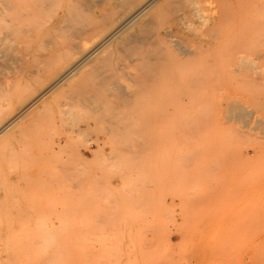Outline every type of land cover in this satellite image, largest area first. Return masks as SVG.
Listing matches in <instances>:
<instances>
[{
	"label": "rangeland",
	"instance_id": "1",
	"mask_svg": "<svg viewBox=\"0 0 264 264\" xmlns=\"http://www.w3.org/2000/svg\"><path fill=\"white\" fill-rule=\"evenodd\" d=\"M172 1L147 29L172 36L114 43L0 135V264H264V0ZM184 48L195 92L168 73L163 96L148 90L143 61L177 69ZM1 52L0 109L15 113L51 79L14 78L18 52Z\"/></svg>",
	"mask_w": 264,
	"mask_h": 264
},
{
	"label": "bare ground",
	"instance_id": "2",
	"mask_svg": "<svg viewBox=\"0 0 264 264\" xmlns=\"http://www.w3.org/2000/svg\"><path fill=\"white\" fill-rule=\"evenodd\" d=\"M172 2H173L172 0H0V51L5 52L9 47H12V48L14 47L18 53L13 58H15V60L17 59V61L19 60V63H21V65L19 67H16L15 69L13 68L14 69V71H13L14 72V78L21 80L24 78L29 79L27 77L32 76L33 78H35L34 76H37V77H40L43 79H51L49 84L44 83V81H43V83L45 85L42 84L43 86L39 87L40 89H39V91H37L38 95H35L36 97L34 99L32 98L31 101H28L27 99H25L26 95L25 96L22 95L20 97L19 105L21 104V102H26L25 103L26 105H25V107H24V105H21L22 107L19 106V108L17 109L18 116H14L15 113L17 114V111L14 113L11 110L12 106H13L12 104L11 105L8 104L9 108L7 107L8 105L6 104L7 105L6 109H8L9 113L6 112L5 108L0 109V135H2L3 132H5V130L9 129V127L13 126V124L17 122L16 120L18 119L19 115L24 114L32 106H34V104H37V102L39 100H41L43 98L45 99V97L47 98V95L49 96V94L51 95V92L53 93V91L56 90L59 86L61 87L62 83H64L70 77H73V75L76 72H78L82 68V66H84L86 63H88L92 59L96 58V62H95L96 64L98 62L103 63L104 61H106V63H107V62L112 61L114 56L119 54L117 52L115 53L114 50L112 49V45L114 43L119 42V44H117V45H119V47H120V42L121 43L123 42L125 44V42L128 39H130L131 35L137 37L136 36L137 33H142V35H140V37H143L147 41V43H150L148 40L156 42V43L160 42L162 40V38L165 36V34L163 35L161 33H158L157 31L155 33H153V31L152 32L149 31V32H151V33H149L147 29H152L154 27L157 28V25H158L159 19H160V15L168 13V12L171 13V10L173 8ZM174 14H176V13H174ZM189 20H190V18H189ZM156 21H158V23ZM175 21H176V19H175ZM172 24H174V22ZM181 26H182V22H181ZM17 27H18V33L16 35H14L13 32H16L15 28H17ZM171 27H173V26H171ZM158 28H157V30H158ZM165 30L167 33L166 36H172V34H170L171 30L169 27H167V28L165 27ZM131 38H132V36H131ZM137 39H139V38H137ZM144 39H142L141 41H143ZM139 41L140 40H138V41L136 40V42H139ZM141 41H140V43H141ZM132 42L130 40L128 43L130 44ZM156 43H154V44L157 48L158 46L156 45ZM124 44H121V45H124ZM129 44L126 43L125 46H128ZM35 46L40 47V49L37 48L38 51L35 50ZM142 46H145L144 42H143ZM119 50H121V47ZM151 50H152V48H151ZM157 50L155 51V53H159V52H157ZM181 50H182V52H180ZM181 50L179 52L183 55L184 58L179 60L177 69L169 68L168 65L171 62L167 61V63H165L164 57L163 58L157 57L156 62H154V61H143V59L141 57H139L142 59L143 65L144 64L146 65V66H144L145 67L144 70L149 75V77H148V75H146V73H144V71H143V74H145V76H143V77H145V78L148 77L147 79L150 80L146 84L147 88L148 87L154 88L155 85L157 86V87H155V89L158 88V85H157L158 83L156 84V81L163 78V79L167 80L168 85L173 90V92L181 93L182 95L184 94V96H187V94H190L191 92L192 93L195 92L194 89L196 86V82H195L196 77L190 75L193 73H190L191 71L188 69L187 70L188 74L187 73L185 75L184 74H179V75L177 74V72H179L180 69H182L183 65H186L188 67V65L190 63L191 64L193 63L190 50L187 48H184ZM11 52L14 53V51H12V49H11ZM127 52H128V50H127ZM128 55H129V53L127 54V56ZM131 55L132 54H130L129 56H131ZM136 55L139 56L138 53H136ZM142 55H147L146 57L150 56L151 58L153 56L152 53L147 54V52H146V54L142 53ZM118 56H120V55H118ZM169 57H171V56H169ZM4 58H5V56H4ZM144 58H145V56H144ZM1 59H3V57H0V61H1ZM154 59H155V57H154ZM12 61H11V63L14 62V61L13 62ZM122 61H124V60H122ZM203 61L205 62V60H203ZM34 62H35V64H33ZM204 62L202 64H204ZM54 63L55 64L60 63L61 65L59 67L54 66V67L49 68V66H53ZM90 63L91 62H89V64ZM195 63H196V61H195ZM171 64H170V66H173ZM14 66L15 65H13V67ZM195 66H196V64L194 65V67ZM205 69H203V70L207 74V71ZM85 70L86 69H84L83 71H85ZM203 70H201V71H203ZM88 71H90V70L87 69V72ZM95 71H97V70H95ZM193 71H194V69H193ZM199 71H200V68H199ZM197 72H198V70H197ZM0 73H2V72H0ZM11 73H12V71H11ZM162 73H168V74H167V76H163V77L160 75L162 78H159L160 76L158 77V75L162 74ZM175 73H176V75H175ZM94 74H96V72ZM202 74H203V72H202ZM202 74H201V76H203ZM206 74L204 73L205 76H206ZM82 75H83V73H82ZM133 76L137 77V75H133ZM11 78L13 79V76H11ZM81 78H83V77H81ZM104 78H107V77H104ZM206 79L208 80L207 76L204 77L203 79L200 78V80H202L204 82L203 86L206 82L205 81ZM18 80H16V81H18ZM132 80H133V78H132ZM141 82H143V84H144L146 81L143 80ZM154 83H155V85H154ZM159 84H162V86L161 85L160 86L162 87V90H163V86H164L163 84H165V83H159ZM201 84L199 83L198 85H201ZM80 85H82V84H80ZM133 86H135L137 89H139L138 86H136V83ZM164 87L166 88V86H164ZM32 89H34V88H32ZM80 89H82V86ZM98 90L100 91L99 88H98ZM143 90H144V88L142 89V91ZM148 90H151V89L148 88ZM156 90H158L161 93V95L163 96V91L161 90L160 87H159V89H156ZM158 91H157V93H159ZM81 92L83 93V91H81ZM149 92L151 93V91H148V93ZM9 93H10V91H9ZM29 96H31V95H29ZM72 96H74V95H72ZM78 96H80V95H78ZM1 98H2V96H1ZM40 102H42V101H40ZM159 104H160V102H159ZM170 105L173 106V108H176L178 106V104L176 102H173ZM150 107H152V106H150ZM33 108H35V107H33ZM8 114H9V117L7 116ZM27 115H28V113H27ZM158 117L159 116H157V118ZM31 118L32 117H30V119ZM33 119H31V120H33ZM39 119H41V118L39 117ZM40 123H42V122H40ZM149 123H151V121H149ZM155 123H157V121H155ZM95 124H96V122H95ZM27 127H28V125H27ZM21 128H23V127L21 126ZM51 129L52 128H50L49 131H51ZM140 129L142 131V128H140ZM30 130H32V129H30ZM35 130H36V128H35ZM138 130L139 129H137V134L140 132V135H141V131H138ZM143 132H144V129H143ZM32 135H33V133H32ZM42 136H40V137H42ZM153 136L154 135H152V137ZM143 137H145V136H143ZM41 139L42 138H40V141H41ZM158 139H159V137H158ZM30 140H33V139L31 138ZM52 141H53V137H52ZM29 142H32V141H29ZM46 142H47V140H46ZM137 144H134V145H137ZM36 145L38 146V144H36ZM139 145H141V144H139ZM30 148H32V145H29V149ZM42 148H43V146H42ZM39 149H40V147H39ZM62 149H65V148H62ZM45 150H43V151H45ZM39 151H41V150H39ZM40 155H37V156H40ZM50 155H52V154H50ZM41 157H42V155H41ZM32 158H33V155H32ZM35 158H37V157H35ZM48 159H49V157H48Z\"/></svg>",
	"mask_w": 264,
	"mask_h": 264
}]
</instances>
